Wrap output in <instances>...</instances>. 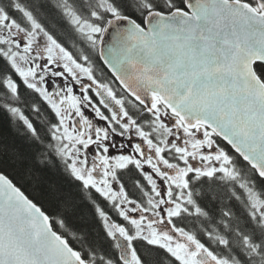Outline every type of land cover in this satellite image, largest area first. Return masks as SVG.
Returning a JSON list of instances; mask_svg holds the SVG:
<instances>
[{
  "label": "snow or ice",
  "instance_id": "snow-or-ice-1",
  "mask_svg": "<svg viewBox=\"0 0 264 264\" xmlns=\"http://www.w3.org/2000/svg\"><path fill=\"white\" fill-rule=\"evenodd\" d=\"M236 2L264 29V0ZM204 3L53 0L61 15L71 17L65 23L93 50V56L85 51L82 58L67 56L71 48L25 0L0 7V264H149L150 250L163 253L167 264H264V190L257 188L264 189V147L249 154V128L228 116L205 112L189 118L183 105L173 103L176 97L166 95L170 89L163 82L159 89L145 86L148 95L130 94L131 85L121 86L116 67L123 61L110 55L115 49L105 50L109 34L116 43L128 30L147 36L173 16L198 19ZM43 36L52 44L46 50ZM252 38L264 44V32ZM57 52L89 75L81 77L68 62L61 63ZM97 64L100 75L107 73L120 91L97 76ZM250 71L264 88V54L251 59ZM116 160H126L123 168L137 169L150 183L158 201L150 205L152 214H141L130 198L127 208L120 202L118 194L127 188L120 178L123 168L113 167ZM10 164L27 169L42 192L53 191L56 214L8 175ZM217 177L243 192L248 208L243 227L232 223V211L222 209L212 225L218 236L203 225L197 231L182 222L184 217L209 219L196 185ZM81 190L90 194L88 200ZM9 207L22 213L23 223L7 220ZM84 207L99 226L102 245L94 246L86 226L76 222Z\"/></svg>",
  "mask_w": 264,
  "mask_h": 264
},
{
  "label": "water",
  "instance_id": "water-1",
  "mask_svg": "<svg viewBox=\"0 0 264 264\" xmlns=\"http://www.w3.org/2000/svg\"><path fill=\"white\" fill-rule=\"evenodd\" d=\"M257 31L264 29L257 28L254 18L236 0H205L198 19L173 16L162 29L147 36L138 30L125 31L120 43L109 34L105 50L107 54L108 49H115L110 55L123 61L116 67L123 77L121 86L131 85L130 94L148 95L145 86L159 89L163 82L170 89L166 95L175 96L173 103L183 105L189 118L214 112L244 123L249 128L246 139L252 154L264 147V88L250 71L251 59L264 54V44L252 38ZM5 215L13 225L24 222L15 207H9ZM121 248L127 251L124 241Z\"/></svg>",
  "mask_w": 264,
  "mask_h": 264
},
{
  "label": "trees",
  "instance_id": "trees-1",
  "mask_svg": "<svg viewBox=\"0 0 264 264\" xmlns=\"http://www.w3.org/2000/svg\"><path fill=\"white\" fill-rule=\"evenodd\" d=\"M25 3L30 4L34 9L37 10V14L41 21L49 28L54 36L63 41H72V38L76 39V32L65 23V19H71V17H65L61 15L62 9H56L53 5V0H25ZM9 0H0V7H7ZM6 36L10 37V33L5 32ZM25 99L31 103L33 97L25 95ZM41 118L46 119V115L41 113ZM6 171L12 179L22 186L25 191L32 198L39 200L50 212L56 214L59 211L58 203L53 191L49 190L46 193L42 192L38 186V181L29 175L27 169H21L17 164H10ZM63 172V168H61ZM251 170L246 169L245 174L250 175ZM124 176H127L126 183L130 182L136 177V172L133 169H127L123 172ZM123 176V177H124ZM240 181L237 180L236 184ZM235 185L224 183L216 179L204 180L200 184L196 185L197 200L207 211L209 219H204L203 217H184L182 222L185 223L190 228L197 231L202 230V225L213 230L214 235L215 230L212 229V225L216 223L217 217L220 215L222 209H229L233 212V221L240 222L241 227L244 226V221L247 218V207L244 198V193L238 188L233 191ZM257 188L261 189L259 185ZM130 189L132 190V182L130 184ZM84 192L85 200L89 199L90 194L86 190H81ZM239 192L240 199H235L236 193ZM76 222L86 226L85 231L91 233L90 240L94 246H99L104 243L103 237L99 234L100 229L98 225L93 224V215L88 207H84L81 213L76 217ZM235 239V237H233ZM143 252V249H141ZM149 264H167V258L163 253L150 250L148 253Z\"/></svg>",
  "mask_w": 264,
  "mask_h": 264
},
{
  "label": "flooded vegetation",
  "instance_id": "flooded-vegetation-1",
  "mask_svg": "<svg viewBox=\"0 0 264 264\" xmlns=\"http://www.w3.org/2000/svg\"><path fill=\"white\" fill-rule=\"evenodd\" d=\"M42 40L44 41L42 50H46L48 47L52 46L51 40L47 36H43ZM64 43L67 44L71 48V52L68 53L67 56H78V57L82 58L85 51H88L89 56H93V50L88 49V47H87L88 42L86 40V37L83 35H78L76 33V39L72 38V41H66ZM33 46L37 47V45H35V43H33ZM98 48H99V41H97L95 54H99ZM67 56L64 53H60V52H57V54H56V58L58 60H60L61 63L68 62L69 65L77 73H79V75L81 77H86L89 75V72L81 71L80 69L76 68L75 64H73L70 60L67 59ZM96 74L100 79L107 80V83L111 84L113 89H116V91H120V89L116 88V85L114 83H112V81H111L110 77H108L107 73H105L103 76L100 75V69H99L98 64L96 65ZM94 83H95V81H94ZM97 88L101 92H104V93L107 92V89L101 87L99 84H97ZM105 98H107V97H105ZM125 99H126V97H125ZM101 159H104V158L102 157ZM125 162L126 163L123 164L122 160H116L113 162V167L114 168H123V165L127 164V161H125ZM105 164H107V161H105ZM132 169L136 172V177H134V179L132 181L127 182V183H126L127 176H124L125 174H123V172L125 170H127V168H123V170L120 172V178L123 180L124 184L126 185L127 193H124L123 191H121L118 194L119 200L127 208L128 203H129V198H130L133 202L137 203L139 212L141 214L145 211H147L149 214H152L154 212V209L150 205L152 203H158V201H156L154 199V192L151 190L150 183H145L143 180V177L138 172V170L135 168H132ZM229 174L232 176L236 175V173H231V172ZM216 180L223 181L224 178L217 177ZM131 182H132V190L130 189ZM243 196H244L245 201H246L245 195H243ZM246 203H247V201H246ZM247 211H248V208H247ZM215 234H216V236L219 235L218 232H215Z\"/></svg>",
  "mask_w": 264,
  "mask_h": 264
},
{
  "label": "rangeland",
  "instance_id": "rangeland-1",
  "mask_svg": "<svg viewBox=\"0 0 264 264\" xmlns=\"http://www.w3.org/2000/svg\"><path fill=\"white\" fill-rule=\"evenodd\" d=\"M32 40H33V43H35V37H32ZM17 62H19L18 58H17ZM125 161H126V160H122V163H123V164L126 163Z\"/></svg>",
  "mask_w": 264,
  "mask_h": 264
}]
</instances>
